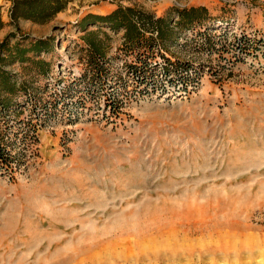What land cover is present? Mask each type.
<instances>
[{"label":"rangeland","instance_id":"1","mask_svg":"<svg viewBox=\"0 0 264 264\" xmlns=\"http://www.w3.org/2000/svg\"><path fill=\"white\" fill-rule=\"evenodd\" d=\"M12 2L0 0V43L56 37L58 57L45 59L57 60L60 86L83 74L73 24L120 4L157 17L205 6L229 39H252L242 57L171 50L200 69L195 87L122 72L86 103H61L55 85L36 112L10 115L0 264H264V0H70L46 24L13 23Z\"/></svg>","mask_w":264,"mask_h":264},{"label":"trees","instance_id":"2","mask_svg":"<svg viewBox=\"0 0 264 264\" xmlns=\"http://www.w3.org/2000/svg\"><path fill=\"white\" fill-rule=\"evenodd\" d=\"M69 3L70 0H13L11 18L15 24L21 20L46 24L67 10ZM217 21L205 6L174 8L164 17L121 4L110 14H89L73 24L81 35L73 40V52L78 55L83 74L65 86H60L61 80L57 78V60L45 59L52 54L58 57L56 37H18L16 34L6 37L0 43V170L9 171L14 160L7 148L8 142L4 143L10 115L21 117L28 108L36 112L42 100L38 95L49 92L55 85L60 86L55 96L61 103L67 98L82 99L86 103V99L95 97V90L113 79H121L122 74L140 85L149 83V79L155 81L154 76L159 72L166 77L179 76L183 84L181 79L177 80L185 90L189 85L199 84L200 69L190 68L172 57L171 50L190 49L209 58L223 57L233 51L237 57L247 55L252 38L241 33L228 42V29L217 26ZM229 22L232 20L227 19L225 23ZM4 26L0 6V29ZM107 30L120 35L118 45H114L113 36ZM116 67L120 71L114 72ZM184 71L192 73L184 75ZM121 90L127 92L126 83Z\"/></svg>","mask_w":264,"mask_h":264},{"label":"crops","instance_id":"3","mask_svg":"<svg viewBox=\"0 0 264 264\" xmlns=\"http://www.w3.org/2000/svg\"><path fill=\"white\" fill-rule=\"evenodd\" d=\"M115 9H116V8H115ZM115 9H112V10H111L110 12H108L107 14H110V13L113 12ZM60 14H62V13H60ZM60 14H59V15H60Z\"/></svg>","mask_w":264,"mask_h":264}]
</instances>
